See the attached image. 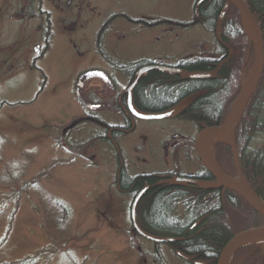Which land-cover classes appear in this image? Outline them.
<instances>
[{"label":"rangeland","instance_id":"rangeland-1","mask_svg":"<svg viewBox=\"0 0 264 264\" xmlns=\"http://www.w3.org/2000/svg\"><path fill=\"white\" fill-rule=\"evenodd\" d=\"M53 1L0 0V264L30 257L31 264H186L164 243L156 245L137 233L131 220L136 193L120 188L118 179L122 174L200 173L195 146L201 127L182 115L137 121L135 132L116 136L112 144L105 125L123 121L115 104L118 91L86 74L105 70L97 50L98 27L113 11L124 15L103 46L112 56L122 42V59L150 56L174 65L212 58L226 43L234 55L228 60L231 82L216 99L228 103L227 112L256 61L249 23L228 13L238 30L221 29L218 38L217 22L199 15L195 23L197 0H91L97 12L107 9L106 15L85 11L91 26L74 33L53 11L49 51L39 56L41 13L34 10L52 11ZM87 96H102L108 108L88 109L82 102ZM90 114L95 120L84 119ZM227 137L232 139L230 133ZM209 153L217 162L211 144ZM230 166L226 172L240 180L234 163ZM256 244L264 249V239L248 241L227 264H264L258 254L245 261L242 249Z\"/></svg>","mask_w":264,"mask_h":264},{"label":"trees","instance_id":"trees-1","mask_svg":"<svg viewBox=\"0 0 264 264\" xmlns=\"http://www.w3.org/2000/svg\"><path fill=\"white\" fill-rule=\"evenodd\" d=\"M245 1L259 24L264 41V0ZM223 6L221 0H213L208 6L201 7L200 17L203 16V19L213 25L218 21ZM232 15L240 22V15L235 8ZM222 29L235 34L238 26L228 19L226 14ZM248 45V52L252 54L253 46L250 40ZM224 55L221 48L212 58L202 56L181 62L180 66L190 72H207L215 69V64L218 65L216 67L219 71L213 79H193L180 82L178 87L175 85L177 83L163 87L162 81L158 80L151 90L139 91L141 107L151 111L161 110L179 97H188L196 91H201L204 93L186 109V114L190 118L194 117L201 127L220 123L227 113L225 107L228 103L218 97L216 99V96L226 91L230 85L228 60L231 59L232 62L234 57L230 51L227 56ZM156 79L154 76L155 82ZM230 132L243 175L251 189L264 201V73L245 112ZM213 147L217 163L226 172L225 169L233 164L230 145L215 140ZM151 177V174L128 177V183H120V188L137 194L147 184H153L146 183ZM263 218L264 214L254 209L240 195L215 184L209 187L189 184L158 187L150 190L138 207V220L142 229L159 237L179 239L165 245L186 264H217L226 244L239 232L263 226L260 225ZM161 244L163 243H156ZM242 250H245L247 255L245 261L258 254L264 262V250L259 244L247 246ZM32 262L30 257L17 264Z\"/></svg>","mask_w":264,"mask_h":264},{"label":"flooded vegetation","instance_id":"flooded-vegetation-1","mask_svg":"<svg viewBox=\"0 0 264 264\" xmlns=\"http://www.w3.org/2000/svg\"><path fill=\"white\" fill-rule=\"evenodd\" d=\"M224 4L223 9L221 11V14L224 12V15L231 13V11L228 9V7L230 6V4L227 2V0H221ZM92 1L91 0H54L53 1V10L52 11H47V10H43L40 7H38L36 10L37 14L41 13V16L37 17V20L40 21V17H41V24L39 25V31L40 34L42 36L41 40H42V44H38V46L41 47H37V50H40V54L39 56H41L42 54L48 53V47H49V43L50 40L52 38V34L53 31H50L51 28L49 25L53 19L51 17V15L53 16L52 12L54 11V13H57L56 15H59L58 18V22L59 24L64 27L67 28L68 27H72L71 32H77L75 29H88L92 22V20L90 18H85L83 16V13L85 11H89L92 13V15L95 17V12H97V9L95 7H93L91 4ZM211 2H213V0H208L207 2H205V5L208 6ZM231 7V6H230ZM233 9V7H231ZM45 13V15H43L42 13ZM107 13V9H105V11L103 9H100L97 12V16L100 17H104L103 15H106ZM108 15H110L107 20H104L105 18H103V20L101 21L99 27H98V35L96 36V40H97V44H98V55L101 57V59L103 60V64L105 66V70H100V69H91L88 70V72L86 74H89L88 78L92 77V78H96L98 80H100L101 82H103V86L110 88L112 90H114L115 92H117L115 94V104L116 107H118L117 109H119L120 113H122L123 116V121L119 122V123H114L112 125H105L106 131H107V137L108 140L116 145V136L118 135H124V134H131L133 132H135L137 130L136 128V122L137 121H148L147 119H144L140 116H138L137 114L133 113L132 110L130 109V106H132L134 108V110L136 111V113H140L143 115H148V114H153V113H165L164 118L162 119H166V118H172V117H178L181 116L186 118L187 120L194 122L195 124H197V122H195L196 120H194L193 118H190L188 114H186V109L191 107L192 104H194L196 102V100H198L201 95L204 92L201 91H196L194 93H192L191 95H189L188 97H179L177 100H175L174 102H171V104H169L168 106L162 108L161 110H147L141 107V97L139 94V91H141L142 89L145 90H151L152 87H155L157 84V81L160 80L162 81V86L163 87H169L171 84H175L176 87H178L180 85V82H186V81H190L193 79H187L186 78V73L190 72L186 69H184L183 67L180 66L181 63H176L174 65L167 63V62H162L159 60H153V58L144 56V57H140V58H136V57H129L126 55L125 57H123L122 59V52H121V45L122 42L120 43V41L118 42V47H116V49H114L115 53L111 56L110 54H107V52L110 51V48H106L103 47L104 44L108 45L105 40L107 35L113 34L114 33V29L115 27H117V21L119 19H122V17L124 16L123 14L120 13H115L114 11L109 13ZM223 15V16H224ZM44 17V18H43ZM55 17V16H54ZM43 18V19H42ZM124 21L126 23L130 22L131 19H124ZM142 22L144 20H141ZM212 24V23H211ZM217 26V25H216ZM113 29V30H112ZM216 29V28H215ZM75 30V31H74ZM69 31V30H68ZM134 38V37H132ZM73 40H76L73 39ZM112 41V39H111ZM126 41H123V43H125ZM44 44V46H43ZM117 44V43H116ZM221 47L222 50L224 51L225 55H228V46L226 45V43L222 42L221 43ZM108 50V51H107ZM84 52V53H83ZM78 51V55H84L85 51ZM131 56V55H130ZM84 57V56H83ZM178 66L179 68H181L184 72L181 74H174V73H169L166 71H161V70H151V71H147L145 73H143L141 75V77L139 79L138 75L140 73V71L145 68V67H149V66ZM217 64H215L214 68L210 71L215 73L214 78L217 75V71L219 70V68L216 67ZM218 66V65H217ZM107 68V70H106ZM208 71V72H210ZM92 72V73H91ZM154 76L157 77L156 82L153 80ZM120 77L124 78L126 81V83L120 82ZM208 79H213V78H208ZM49 80V79H48ZM136 82V83H135ZM135 83V84H134ZM171 83V84H170ZM179 83V84H178ZM78 86H83L85 87V85L83 84H78ZM133 86V88L130 90L129 89ZM180 89V88H179ZM102 92L104 93L106 90L104 88L101 89ZM90 96V95H89ZM92 97V96H90ZM103 97H97V99H93L91 100L88 96H87V101L82 100L83 104L85 105V107H87L88 109H107V101L102 102ZM96 116L93 114H90L89 116L85 117L84 119H92L95 120ZM222 121V120H221ZM198 125V124H197ZM200 126V125H198ZM201 127V126H200ZM204 128L201 127L200 131ZM199 131V132H200ZM196 149V153L198 155V158L200 160L198 151H197V147L195 146ZM201 162V160H200ZM202 163V162H201ZM203 165V163H202ZM122 169V168H121ZM120 169V170H121ZM122 173V171H120ZM144 174V173H143ZM151 174V173H148ZM151 180L147 181L146 183H153V184H147L145 187L147 186H153L156 185L158 183H163V184H158L155 187H152L148 190L147 193H149L150 190H153L155 188H164V187H176L174 185H171L169 183H176L174 182V178L175 177H190V178H194L196 180L199 181V183H218L217 180L207 171V169L205 168V166H202V170L200 173L198 174H188V173H179V172H172V171H167L166 173H158V174H151ZM122 176V177H121ZM126 175H120L119 179H118V183H128V178L125 177ZM146 193V194H147Z\"/></svg>","mask_w":264,"mask_h":264},{"label":"water","instance_id":"water-1","mask_svg":"<svg viewBox=\"0 0 264 264\" xmlns=\"http://www.w3.org/2000/svg\"><path fill=\"white\" fill-rule=\"evenodd\" d=\"M206 1L208 0H198L197 1L195 5V23L199 21L200 9ZM228 1L231 2L237 8L241 17L243 19H246L250 25L252 36H253L252 41L254 45L256 61H255L254 69L252 71V74L249 80L238 93L223 123L216 125V126H209V127L202 129L198 134V137L196 140V147H197L200 160L202 161L203 165L206 167L208 172H210V174L217 180L220 186L239 194L254 209L264 214V201L262 200L260 196H258L251 189V187L247 183L243 175V172L241 170V167H240L235 143L227 137V134L230 132L235 122L245 112L251 98L253 97V95L255 94L257 90L258 84L264 73V41H263V36L261 33V29L259 27V24L255 16L253 15V13L251 12L249 6L247 5L246 1L245 0H228ZM223 15H224V12L221 14L218 20V23H217V27H216V35L218 38L220 35V27H221V23L223 20ZM151 70H161V71H166V72L174 73V74H181L184 72L179 67L154 65V66L143 68L140 71L137 79H139L143 73L147 71H151ZM185 76L187 79H208V78H214L215 74L213 72H187ZM132 88L133 86L129 89V92ZM130 109L132 110L133 113L147 120L162 119L165 116V113L143 115L140 113H136V111L134 110L132 106H130ZM210 134H214L215 138L223 140L232 146L234 164H235L238 176L240 180L246 185V188H242L238 183L239 180H235L231 178L230 176H228L227 174H225L222 170H220V168L215 163L212 164L211 161L208 159L205 149L203 147V139L205 138V136L210 135ZM174 182L176 183H171V184L181 185V184L188 183V184H199V185L208 186V187L213 185V183H199V181L196 179L186 178V177H176L174 179ZM156 185L147 186L143 188L134 198L132 205H131V220L133 222L134 229L142 237L148 240L157 242V243L158 242L170 243L173 241H177L179 239L165 238V237H159L156 235L149 234L146 231H144L139 225L138 218H137L138 205L141 199L148 192V190L152 187H155ZM257 239H264V226L251 228V229H248V230H245L243 232L236 234L226 244V246L222 250L218 258L217 264H227L231 255L239 246H241L242 244H245L248 241L257 240Z\"/></svg>","mask_w":264,"mask_h":264},{"label":"bare ground","instance_id":"bare-ground-1","mask_svg":"<svg viewBox=\"0 0 264 264\" xmlns=\"http://www.w3.org/2000/svg\"><path fill=\"white\" fill-rule=\"evenodd\" d=\"M227 2L230 4L231 7L235 8L237 10V8L231 2H229L228 0H227ZM230 6L228 7V9L231 11V13H233V9ZM238 13H239V11H238ZM239 15H240V13H239ZM240 17H241V15H240ZM244 21L247 23L246 19H244ZM214 140H215L214 134L207 135L203 139V147L205 149V152L207 154L208 159L211 161L212 164H214L215 162H214L212 155L209 153V147H210L211 142ZM238 183L242 188H246V185L241 180H239Z\"/></svg>","mask_w":264,"mask_h":264}]
</instances>
